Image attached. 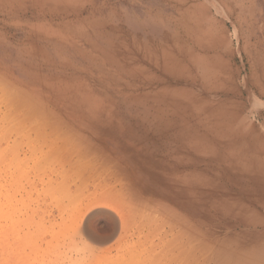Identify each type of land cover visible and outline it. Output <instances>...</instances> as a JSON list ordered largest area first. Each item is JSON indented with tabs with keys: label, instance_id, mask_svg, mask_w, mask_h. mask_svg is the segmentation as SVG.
<instances>
[{
	"label": "bare ground",
	"instance_id": "6f19581e",
	"mask_svg": "<svg viewBox=\"0 0 264 264\" xmlns=\"http://www.w3.org/2000/svg\"><path fill=\"white\" fill-rule=\"evenodd\" d=\"M179 3L215 47L202 4ZM190 48L116 57L143 97L179 117L150 128L85 82L0 75V264H264V130L166 84L229 78L221 58ZM248 84L264 95V76Z\"/></svg>",
	"mask_w": 264,
	"mask_h": 264
},
{
	"label": "rangeland",
	"instance_id": "374dc122",
	"mask_svg": "<svg viewBox=\"0 0 264 264\" xmlns=\"http://www.w3.org/2000/svg\"><path fill=\"white\" fill-rule=\"evenodd\" d=\"M58 1L0 0L1 76L25 83L38 75L85 82L97 97L109 99L131 124L150 128L163 117L177 122L179 117H173L172 110L160 112V104L143 97L136 88L140 79L128 73L116 57L169 48L179 52L189 46L208 59L221 58L229 78H222L212 89L190 79L170 77L166 84L183 91L191 89L199 100L219 101L222 109L237 108L264 130V95L250 92L248 84L251 74L264 76L260 64L264 61V0H187L184 8L202 4L210 20L203 19V24L209 32L214 31V48L188 24L191 18L183 14L179 0ZM205 126L194 128L204 131ZM215 168L214 164L204 165L207 171ZM238 183L241 188L234 191L243 196L248 183Z\"/></svg>",
	"mask_w": 264,
	"mask_h": 264
}]
</instances>
